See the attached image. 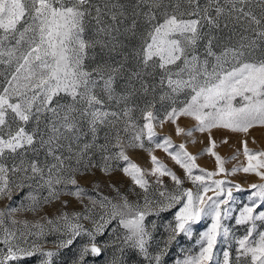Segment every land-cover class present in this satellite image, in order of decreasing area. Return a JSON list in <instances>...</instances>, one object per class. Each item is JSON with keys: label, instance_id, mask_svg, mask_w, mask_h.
Masks as SVG:
<instances>
[{"label": "snow or ice", "instance_id": "6c2138e0", "mask_svg": "<svg viewBox=\"0 0 264 264\" xmlns=\"http://www.w3.org/2000/svg\"><path fill=\"white\" fill-rule=\"evenodd\" d=\"M226 29L231 32L221 44L219 33ZM122 36L139 41L128 54L121 52ZM233 36H238L235 43ZM97 48L121 59L98 61ZM130 58L136 65L118 92L117 80ZM0 66V200L28 190L27 204L0 209V264L34 256L39 264H56L62 250L72 251L64 264H133L129 253L143 264H169L174 246L171 264H233L229 250L217 251L218 241L231 248L230 236L237 245L235 264H264V230L257 224L264 222V210L257 213L264 206V183L249 185V203L235 220L247 228L237 237L224 221L234 211L233 191L245 189L212 180L217 172L193 174L197 157L185 144L170 152L175 147L170 136L155 139L156 126L166 122L177 136L207 132L211 146L205 154L214 156L224 172L211 131L247 135L253 127H264V0H135L131 11L121 0H0ZM137 93L151 96L140 109L142 125L133 120L135 107L128 104ZM165 101L163 115L154 114L156 103ZM180 117L195 125L180 127ZM101 128L108 131L98 143ZM121 132L130 134L127 142ZM243 145L248 166L227 174L243 171L264 180L259 171L264 151H250L247 141ZM137 148L149 154L150 169L128 156V149ZM155 149L184 170L195 191L181 187L183 181L152 154ZM116 168L130 178L135 201L115 185H110L113 199L100 194L98 184H93L96 196L79 184L78 177L95 175V169L111 175ZM165 176L176 185L174 191L163 185ZM153 184L158 198L150 191ZM64 196L78 201L81 211H63L69 207ZM58 201L61 209L53 217L31 224L15 218ZM174 208L171 216L164 215ZM202 218L211 224L193 253L180 238L191 240ZM106 232L108 239L98 241ZM50 233L63 237L52 242V249L45 240ZM29 237L35 239L29 243ZM77 238L81 243L72 250Z\"/></svg>", "mask_w": 264, "mask_h": 264}, {"label": "rangeland", "instance_id": "374dc122", "mask_svg": "<svg viewBox=\"0 0 264 264\" xmlns=\"http://www.w3.org/2000/svg\"><path fill=\"white\" fill-rule=\"evenodd\" d=\"M94 2H101V0H94ZM122 3L127 4L128 10L131 11V7L134 4L135 0H121ZM203 3L204 0H201ZM258 11V10H257ZM92 24H89V34H91L92 30ZM144 25L141 21V30L143 29ZM239 31V29H237ZM231 29H226L219 33V36L221 39V44L227 42L226 37L230 34ZM122 40H124L125 47L121 49V52L124 54H128L132 51L134 47H136L139 43V41L135 38L126 39L122 36ZM238 39V36H233V40L231 43H235V40ZM203 44V42H201ZM202 50V49H201ZM217 52L220 51V48L216 49ZM97 54V60L98 61H109V62H115L121 59V56L117 53H113L109 55L106 52H101L99 48L96 49ZM86 63L91 64V61H88ZM136 61L129 59L126 70L123 73V78H118L117 84H116V90L118 92H121L125 88L126 84V78L128 76V70H131L135 67ZM0 71H3V66H0ZM4 76L0 75V87L3 86ZM138 87V85H137ZM183 96H181V99ZM151 99V96L144 97L141 96L139 93L134 95L131 100L128 101L129 105H132L135 107V111L132 113L133 120L137 122V124L142 125L145 121L141 117V111L140 109L143 108L144 103L146 100ZM123 107V105H121ZM167 107V102L165 101L162 105L160 102L156 103L155 109H153L154 114L158 113L161 116L163 115V109ZM113 109L116 110L115 105L113 104ZM177 123L180 125V127L187 129L192 128L195 125V121H193L191 118L188 117H180ZM31 127V125H29ZM118 127H122V125H118ZM108 131L107 129L101 128L99 132V141L98 143H103L104 141V133ZM155 131L157 133V137L155 139L160 140L162 142V138L166 136H170L173 142V145L175 147L170 148V152H175L178 150V146L183 143L186 145V150L191 153L193 156H196L197 159L195 161L197 168L193 169V174H200V169H204L205 172H217L218 175L213 176L212 180H224L226 182H231L232 185L239 184L245 191L237 192L233 191V197H235V203L232 204V207L234 211L232 212V216L230 219L224 221L226 226L230 229V232L239 237L242 236L245 233V230L247 228L246 225H236L235 220L239 215V211L242 209V207L249 203L248 196L250 195V192L252 191L249 189V185L255 183V184H262L264 183V180H261L258 176L255 175V173H244L243 171L237 172L235 175H228L227 173H231L234 168H241L248 166V159L243 154V141H247V147L252 152H260L264 151V127L256 126L249 130L247 135L242 133H234L230 130L223 129V128H215L211 131V139L215 141V147L213 148V151L217 153L221 157V160L223 161V168L224 172L219 171V165L216 162V159L214 156L210 154H205V150L211 146L210 139H209V133H200L195 132L192 137H186L183 135L177 136L174 131V125H172L170 122H166L163 127L156 126ZM121 135L124 136L125 141L127 142L130 134H125L121 132ZM195 141V142H193ZM225 141H227L225 143ZM145 145L146 147L149 146L147 140L145 139ZM109 151H115V149H109ZM127 154L130 157V159L138 164L142 169H150L152 167V164L150 163V157L149 154L142 150V149H128ZM155 155L159 161H161L163 164H165L171 171H173L182 181L183 184L181 187L185 189H191L193 191L196 190V186L193 185V183L187 179V175L184 172V170L176 164L171 157L165 153L162 149H155L152 153ZM99 153L96 154V156L93 157V159H98ZM41 159H43V153H41ZM10 163V161H8ZM123 162H121L122 165ZM259 171H264V168L259 169ZM95 175H88V176H82L78 177V181L80 186L85 187L89 191V195L96 196L97 190L93 189V184H98V192L102 194L103 196H108L109 198L115 199L116 192L112 189L110 185H115L116 188H119L120 192L128 195L130 201H135L138 197L130 192V188L132 187V182L129 177L125 176L121 171H119L118 168L112 172L111 175H105L103 172H101L99 169L94 170ZM150 181L154 180V177L148 176L147 177ZM163 185L169 190L174 191L176 188V185L171 181L170 177L165 176L163 177ZM158 186L153 184L152 189L150 191L153 193V195H156L158 198V194L155 192V189ZM28 190L25 189L23 192H20L19 194L13 193L11 200H0V209L5 208L6 206L11 207H17L19 208L21 206V203L27 204V200H23V197L25 193ZM136 192L139 193L140 190L137 188ZM142 195V194H141ZM208 195H214V193L209 192ZM61 200H68L69 201V207L66 209H63V211H67L68 213L81 211V205L78 201H76L74 198L69 196H64L61 198ZM61 209L60 202H55L52 205L45 206L42 211H39L37 213H32L28 211H21L15 215V218L20 221L27 220L29 223H35L40 220L42 216H48L53 217L54 215H57L59 210ZM264 210V206L257 209V213L259 211ZM97 211H100L97 209ZM176 209H172L169 213H165L164 215L171 216L172 213H174ZM85 227L90 228L91 224L88 221H82ZM115 223V222H113ZM211 220L208 218H202L201 221L198 224H195L193 226L194 232L193 237L191 240H188L187 238L181 236L180 238V244L190 249L193 253L197 252L199 250V245L196 243L199 239L200 233L203 231H206L207 228L210 226ZM258 227L260 230H264V222H257ZM19 227V226H18ZM112 225L109 226L111 229ZM109 233H105L103 236L98 237V241L102 242L106 239H108ZM63 238L58 233H50L45 237V240L47 241L46 247L48 249H52L53 245L52 242ZM35 239L34 237H29V243L32 242V240ZM231 243V248L227 249L225 245L221 241H218L217 243V251L221 252L223 250H229L232 255L233 264H235V258L237 255V245L234 240L231 239V236L229 238ZM37 242H43V241H37ZM81 243V238H77L75 244L73 245L74 250L79 244ZM2 247V246H0ZM72 255V251L70 250H62L61 256L56 259V264H64V262L67 260L69 256ZM111 255V249L108 250L107 253L104 255V259H107ZM177 255L176 247L174 246L172 252L170 253V256L166 258L168 260L169 264H171V261L173 258H175ZM91 259V258H90ZM128 259L130 261H133V264H143L142 259L137 256L135 253H129ZM10 264H39V257H26L19 261H13L10 262ZM242 264H247L246 261H242Z\"/></svg>", "mask_w": 264, "mask_h": 264}]
</instances>
